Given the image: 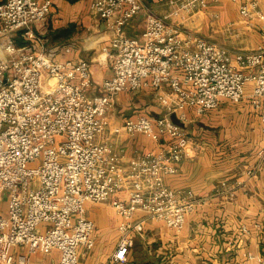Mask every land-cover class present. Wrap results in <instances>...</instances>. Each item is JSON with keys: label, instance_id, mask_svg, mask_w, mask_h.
Instances as JSON below:
<instances>
[{"label": "built area", "instance_id": "2783aa9c", "mask_svg": "<svg viewBox=\"0 0 264 264\" xmlns=\"http://www.w3.org/2000/svg\"><path fill=\"white\" fill-rule=\"evenodd\" d=\"M142 1L91 0L90 10L108 34L101 51L111 70L96 93H90V60L64 56L70 45L42 46L51 0L0 2V264H30L31 255L51 250L58 253L57 264H78L79 251L94 244L86 202L106 203L119 217L118 241L105 264H132L127 258L132 232L142 227L132 220L136 212L180 231L198 199L170 187L164 176L195 147L181 125L186 107L202 114L220 99L238 102L251 83L263 142L257 154L264 153V11L258 0H241L237 7L242 23L263 38L250 50L230 49L152 13L144 16L138 35H129L126 25ZM206 1L168 0L169 15ZM17 39L26 42L17 45ZM138 89L157 90L166 111L124 119L123 132L142 134L157 146L135 151L121 166V155L97 136L116 95ZM175 111L178 122L170 116ZM121 190L125 199L118 196ZM226 196L234 197L233 188ZM248 258L264 264L260 254Z\"/></svg>", "mask_w": 264, "mask_h": 264}, {"label": "crops", "instance_id": "0c3cea01", "mask_svg": "<svg viewBox=\"0 0 264 264\" xmlns=\"http://www.w3.org/2000/svg\"><path fill=\"white\" fill-rule=\"evenodd\" d=\"M240 1L207 0L193 11L172 16L168 0H143L139 12L126 25V31L129 35H138L144 16L152 13L181 29L225 41L230 49L250 50L263 38L257 29L247 28L242 23L237 10ZM90 3L91 0H51L46 28L40 36L47 50L70 45L71 51L64 56L91 61L90 93H96L101 80L109 76L111 70L101 51V47L108 44V34L102 21L91 12ZM258 4L264 11V0H258ZM68 26L66 36L50 39L48 33ZM32 46L40 48L36 42ZM138 90L150 93V108L133 109L125 116L121 113L125 104H119V99L126 98L128 91L119 92L97 136V140L106 141L112 151L121 155L118 160L121 166L126 165L135 151L157 146L142 134L131 136L123 132L124 119L139 113L156 117L166 111L156 100L157 90ZM244 90L240 101L220 99L217 107L202 114H196L191 107L184 109L181 125L195 147L190 157L177 164L174 173L164 176V181L170 187L191 191L198 202L186 213L184 226L178 232L136 212L132 220L141 221L142 227L132 232V245L127 253L132 264H252L249 253L264 257V153L257 154L263 142L259 109L249 97L251 83H247ZM119 105L122 107L115 111ZM170 116L178 122L177 111ZM251 168L253 173L246 175V169ZM232 188L234 197L228 199L226 191ZM118 196L125 199L127 192L121 190ZM84 216L94 224V244L89 250L79 251L78 264H105L118 241L119 217L110 205L100 202H86ZM14 250L23 252L24 248ZM57 259L55 250L29 257L30 264H57Z\"/></svg>", "mask_w": 264, "mask_h": 264}, {"label": "rangeland", "instance_id": "374dc122", "mask_svg": "<svg viewBox=\"0 0 264 264\" xmlns=\"http://www.w3.org/2000/svg\"><path fill=\"white\" fill-rule=\"evenodd\" d=\"M206 38V37H205ZM209 40H212L213 42H216L218 44L224 45L226 47H229V45L225 41H218L212 38H207ZM49 46V45H48ZM147 91L144 90H133V91H128L126 94V98L119 99V104L124 102V108L122 109L121 113L125 114H130L133 109H141L143 107L150 108V93H145ZM119 107L122 106H116L115 111H118ZM125 115V116H127ZM35 184V181L33 182ZM18 248V247H17Z\"/></svg>", "mask_w": 264, "mask_h": 264}, {"label": "trees", "instance_id": "16d2710c", "mask_svg": "<svg viewBox=\"0 0 264 264\" xmlns=\"http://www.w3.org/2000/svg\"><path fill=\"white\" fill-rule=\"evenodd\" d=\"M69 28H70V26H68V27H64V28H60V29H58V30H55V31H53V32H51V33H48V35H49V37H50V39H57V38H59L60 36H66L67 34H68V30H69ZM47 35V36H48ZM22 42L21 41H19V39H17L16 40V44L17 45H20Z\"/></svg>", "mask_w": 264, "mask_h": 264}, {"label": "bare ground", "instance_id": "6f19581e", "mask_svg": "<svg viewBox=\"0 0 264 264\" xmlns=\"http://www.w3.org/2000/svg\"><path fill=\"white\" fill-rule=\"evenodd\" d=\"M48 82H50V83H51V82H52V80H51V79H49V80H48Z\"/></svg>", "mask_w": 264, "mask_h": 264}]
</instances>
